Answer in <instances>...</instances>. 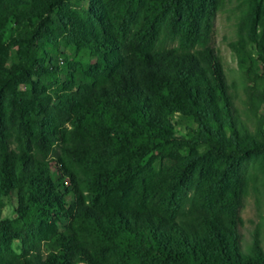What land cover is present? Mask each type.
<instances>
[{
    "label": "trees",
    "instance_id": "16d2710c",
    "mask_svg": "<svg viewBox=\"0 0 264 264\" xmlns=\"http://www.w3.org/2000/svg\"><path fill=\"white\" fill-rule=\"evenodd\" d=\"M226 2L0 0V264H264V0L229 42L243 111Z\"/></svg>",
    "mask_w": 264,
    "mask_h": 264
},
{
    "label": "rangeland",
    "instance_id": "374dc122",
    "mask_svg": "<svg viewBox=\"0 0 264 264\" xmlns=\"http://www.w3.org/2000/svg\"><path fill=\"white\" fill-rule=\"evenodd\" d=\"M237 0H227L225 8L218 13L214 26L212 46L221 55L224 66L226 68L228 81L231 85L232 92L235 96L236 104L239 110L245 109L246 94L242 86L241 72L238 67V60L234 51L230 48L229 42L236 38V20L238 10ZM9 34H7L8 36ZM16 55H11V61H15ZM264 117V110L261 111ZM54 179H58L61 171L57 172L54 162L52 163ZM8 205L5 208L4 214H10L13 206L16 205V197L8 200ZM241 217L243 224L241 225V233L243 240L247 244L251 239V232L257 223L260 222V212L257 207L254 194H250L244 201V206L241 209Z\"/></svg>",
    "mask_w": 264,
    "mask_h": 264
},
{
    "label": "built area",
    "instance_id": "2783aa9c",
    "mask_svg": "<svg viewBox=\"0 0 264 264\" xmlns=\"http://www.w3.org/2000/svg\"><path fill=\"white\" fill-rule=\"evenodd\" d=\"M68 183V182H67Z\"/></svg>",
    "mask_w": 264,
    "mask_h": 264
}]
</instances>
